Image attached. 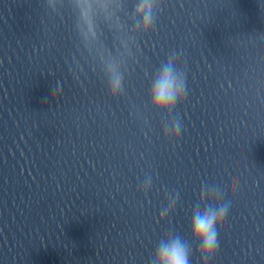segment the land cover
Here are the masks:
<instances>
[{
    "label": "clouds",
    "instance_id": "clouds-1",
    "mask_svg": "<svg viewBox=\"0 0 264 264\" xmlns=\"http://www.w3.org/2000/svg\"><path fill=\"white\" fill-rule=\"evenodd\" d=\"M154 0H141L136 11L143 18L142 27L147 31L153 25L152 11ZM85 15H87L85 13ZM110 90L115 95L122 87L120 76L116 70H112ZM184 83L179 80L169 64L165 67L152 88L154 106L169 109L175 107L176 102L184 93ZM177 135L181 132L179 123L175 126ZM206 198V194L202 195ZM229 204L221 203L213 208L208 206L203 212H193L191 221V236L198 244L200 256L208 258L212 256L218 246V226H222L228 216ZM152 264H190L189 251L179 238H173L168 243H162L155 251Z\"/></svg>",
    "mask_w": 264,
    "mask_h": 264
}]
</instances>
